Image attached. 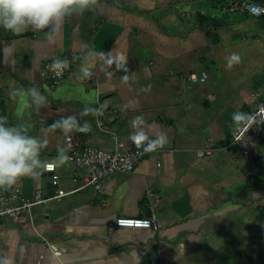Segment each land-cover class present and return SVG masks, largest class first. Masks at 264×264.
Returning <instances> with one entry per match:
<instances>
[{
    "label": "crops",
    "instance_id": "crops-1",
    "mask_svg": "<svg viewBox=\"0 0 264 264\" xmlns=\"http://www.w3.org/2000/svg\"><path fill=\"white\" fill-rule=\"evenodd\" d=\"M229 1L97 0L83 14L65 18L51 37L47 29L13 33L0 27V116L10 125H31L30 135L48 140L41 159H54L67 136L80 147L138 149L129 138L136 116L144 117L153 138L159 132L168 136L162 149H139L143 155L133 170L108 176L100 191L87 187L37 205L32 223L0 219V264H209L210 225H232L252 208L261 218L264 172L258 185L249 181L247 159L231 143L237 130L231 117L253 112L264 100V17L231 15ZM89 49L127 60L128 82L114 66L106 70L98 58L85 60ZM202 50L217 52L218 70H223L218 78L195 71L208 59L197 56ZM233 52L241 62L227 70L225 58ZM55 57L70 61L72 78H45L43 66ZM85 62L94 82L79 79ZM190 73L207 78L189 83ZM33 86L48 98L38 112L26 98L10 97L13 89ZM105 102L106 131L91 115L79 117L83 106ZM116 110L120 117L112 116ZM72 115L81 124L88 121L91 130L44 131ZM251 140L264 161V128ZM205 144L212 146L211 153L200 158L197 151ZM73 172L68 164L56 168L61 190L81 185V178L72 180ZM16 190L26 199L36 191L49 198L55 191L44 170L0 189V196ZM152 216L157 231L115 225L118 217Z\"/></svg>",
    "mask_w": 264,
    "mask_h": 264
},
{
    "label": "clouds",
    "instance_id": "clouds-1",
    "mask_svg": "<svg viewBox=\"0 0 264 264\" xmlns=\"http://www.w3.org/2000/svg\"><path fill=\"white\" fill-rule=\"evenodd\" d=\"M96 4L97 0H0V27L13 33L47 29L51 37L59 33L65 18L74 14H83ZM82 48H88V46L82 45ZM88 57L103 61L106 70L112 69L114 66L115 72L126 73L121 77L124 83L130 79L127 74V60L114 56L112 51L95 52L89 49L85 60ZM225 59L227 70H231L241 62L240 55L235 52ZM69 67L70 61L59 57L53 58L49 65V69L56 75L62 74ZM79 73L81 80L91 79L93 76V72L86 62L81 64ZM10 97L14 100L26 98L28 106L34 107L37 112L48 103V98L36 86L27 89H13L10 92ZM107 107L106 102L99 104L98 107L85 105L79 117L102 116ZM79 117L72 115L54 121L44 131L51 132L59 129L65 134L73 131L89 132L91 130L90 123L85 121L81 124ZM231 119L237 131H249L253 124H264V112L243 113L238 111L232 114ZM130 124L134 131L129 138L143 152H155L164 148L168 143V136L164 132L155 134L154 138L150 135L149 126L143 116L134 117ZM30 127L31 125L25 123L10 125L6 116H0V189H9L25 177L37 178L41 175L42 170L62 167L71 160L66 148H58V155L50 161L41 159V153L48 146V140L30 135Z\"/></svg>",
    "mask_w": 264,
    "mask_h": 264
},
{
    "label": "built area",
    "instance_id": "built-area-1",
    "mask_svg": "<svg viewBox=\"0 0 264 264\" xmlns=\"http://www.w3.org/2000/svg\"><path fill=\"white\" fill-rule=\"evenodd\" d=\"M226 11L229 14H248L255 18L264 17V3H254L248 0H231L227 3ZM48 62L43 66V74L46 79L57 82L64 78H72L73 72L70 67L62 74L56 75L49 69ZM207 76L205 73L197 75L190 73L187 80L190 83H203ZM84 83L94 82V77L91 79L82 80ZM258 111L264 112V100L260 101L251 113ZM116 110L113 112V117L119 116ZM94 117L96 127L101 131H106L103 123V115ZM99 121V123H97ZM264 128V124L256 123L252 125L249 131L240 130L235 132L232 139V144L239 147L243 156L248 162V172L255 176L260 168L262 159L261 155L254 151V144L251 137L259 135ZM64 146L68 150L67 154L71 160L67 163L73 168V181L81 178V185L78 188L66 192L59 188V175L56 173V168L51 170H44L50 174L51 185L54 187V194L49 198H43L41 191H36L32 199H26L21 196L18 190L11 192L6 196H0V219H7L12 222H27L32 223V208L44 204L52 200H59L60 198L76 192L87 187H94L100 191L103 187V181L108 176L116 172H130L133 170L135 163L143 155L139 149L134 150H118L106 151L92 146H78L71 136H67L64 140ZM212 146L205 144V147L197 151V156L202 158L211 153ZM78 171H82L80 175ZM116 227L130 228V229H148L152 231L158 230V222L154 216L150 218H129L118 217L115 220ZM57 254V253H56Z\"/></svg>",
    "mask_w": 264,
    "mask_h": 264
},
{
    "label": "rangeland",
    "instance_id": "rangeland-1",
    "mask_svg": "<svg viewBox=\"0 0 264 264\" xmlns=\"http://www.w3.org/2000/svg\"><path fill=\"white\" fill-rule=\"evenodd\" d=\"M176 17L178 18L177 15ZM214 50L218 52V55L220 54L218 48ZM217 52H204L202 50L197 55L201 58L208 56V59L202 63V68L195 71L200 73L201 69L206 70L211 74L209 80L218 78V71H223L218 70ZM260 167L257 174L255 176L251 175L249 178V181L254 185H258L261 177L259 175L264 172V164ZM261 214L262 220L258 217V212H255L252 208L245 210L238 219L235 217L236 219L232 222V225H228V223L219 224L218 226L210 225L208 232L211 234L210 243L213 244H211L212 254L208 256L209 264H264V212H261ZM213 251L215 252L213 253ZM203 254H205L204 251Z\"/></svg>",
    "mask_w": 264,
    "mask_h": 264
},
{
    "label": "trees",
    "instance_id": "trees-1",
    "mask_svg": "<svg viewBox=\"0 0 264 264\" xmlns=\"http://www.w3.org/2000/svg\"><path fill=\"white\" fill-rule=\"evenodd\" d=\"M262 18V17H261ZM101 102V101H100ZM85 106L82 107V110L84 109ZM91 107H98V104H95V105H91ZM92 116V115H91ZM93 117V116H92ZM94 121V117L92 118V122ZM95 122V121H94ZM93 122V123H94Z\"/></svg>",
    "mask_w": 264,
    "mask_h": 264
}]
</instances>
